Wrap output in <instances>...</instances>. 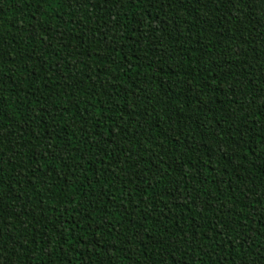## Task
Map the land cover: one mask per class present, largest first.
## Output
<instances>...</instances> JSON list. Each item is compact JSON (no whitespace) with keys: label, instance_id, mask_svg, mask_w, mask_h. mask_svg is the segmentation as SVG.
I'll return each instance as SVG.
<instances>
[{"label":"trees","instance_id":"16d2710c","mask_svg":"<svg viewBox=\"0 0 264 264\" xmlns=\"http://www.w3.org/2000/svg\"><path fill=\"white\" fill-rule=\"evenodd\" d=\"M0 264H264V0H0Z\"/></svg>","mask_w":264,"mask_h":264}]
</instances>
